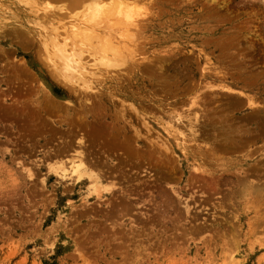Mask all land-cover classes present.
Masks as SVG:
<instances>
[{"label": "rangeland", "instance_id": "374dc122", "mask_svg": "<svg viewBox=\"0 0 264 264\" xmlns=\"http://www.w3.org/2000/svg\"><path fill=\"white\" fill-rule=\"evenodd\" d=\"M50 2L0 0V264H264V165L254 188L236 179L264 164V0H138L145 67L128 74L126 110L164 137L160 122L199 95L194 108L212 124L203 145L218 154L209 161L215 175L193 180L176 162L173 172L147 151L138 157L114 144L113 133L124 130L120 104L90 111L84 97L71 101L32 37L34 21L73 20L82 9L56 2L62 6L51 11ZM80 138L118 182L102 198L89 180L50 172V153ZM128 198L133 209L125 212L117 200ZM186 205L199 215L194 225Z\"/></svg>", "mask_w": 264, "mask_h": 264}, {"label": "bare ground", "instance_id": "6f19581e", "mask_svg": "<svg viewBox=\"0 0 264 264\" xmlns=\"http://www.w3.org/2000/svg\"><path fill=\"white\" fill-rule=\"evenodd\" d=\"M18 1L32 8L35 6L34 3L50 2V0ZM51 2L54 4L61 2L60 4L63 5L71 4L73 5L72 7L75 6V9L76 7L82 9L81 13L76 14L78 17L73 20H63L61 19L63 17H60V20L50 18L34 21L39 26V29L36 32L34 31L36 34L32 37L39 47L38 51L42 52L41 56L48 67L57 75L65 87L71 89L72 94L75 96H73L74 99L71 101L75 100L76 102L74 104L78 106L79 101L82 100L80 96H82L84 97L82 101L89 110L94 108L96 104L100 106L108 102L120 104V115L118 116L119 119L117 118V122L119 121L121 123V127L124 130L113 133L112 137L116 140L114 144L124 145L123 148L126 146L127 148L125 149L134 151V154L136 151L141 156L143 154L142 152L147 151L148 154H151L150 158H152V155L158 157L159 161L162 162L161 164L164 161L163 165L166 164L172 168L170 171L173 172L176 171V164L178 163L183 169L184 174L192 180L197 179L198 175H200L197 174L198 172L210 176L215 175V172L212 171L213 168L210 166L211 163H209V161H213L215 158L213 156L216 154H213L215 148L203 145L205 141L202 139V136L207 133L205 132L207 128L212 126V124L210 125L211 119L209 117L206 118L207 115L203 116L200 114L202 111L200 112L197 108H194L200 103L199 95L193 96L194 98H192L187 110L176 112L170 115L168 120L160 122L167 132V136L163 135L164 137H161L160 134L154 137L151 128L145 122L139 127L133 122L128 110H126V97L128 95L127 93L131 91L132 85L130 83L132 82L131 78H133H130L128 74L132 69H135L137 72V70L145 67L139 55H137L139 53L137 48L145 45L142 44L143 37L138 38L143 26V22L140 19L142 15L138 7V0H51ZM51 2L48 3L50 4L48 8L51 6ZM1 6L2 4L0 3ZM57 6L58 4L53 6L54 8L50 7L51 11L52 9H57ZM1 11L3 10L0 8V14ZM38 11L36 13L39 17ZM54 12L53 15L56 16L57 14H54ZM70 16L72 15L70 14ZM145 21L148 22L147 20ZM0 25H3L2 20H0ZM34 32H30L29 34H33ZM210 59H206L207 63H204L203 70L210 68V66L207 67ZM221 86L232 94H246L243 90L227 84ZM202 118H204L203 121ZM171 140L175 144L171 145L169 143ZM86 148L87 145L84 139L80 138L77 143L70 142L66 147L59 148L54 153H50L47 157V159L53 161L49 165L50 172L56 174L59 179L73 181L74 184H84L86 180H89L96 192H99V197L102 198L104 192L108 190L114 191L113 189L118 185V182L111 178L112 174L110 172L109 174L106 171H102L103 168L101 169V166L98 165L99 163L96 164L92 158L90 159L88 157ZM175 162L176 164H174ZM216 162L219 165L220 162ZM247 163L251 164L252 162L248 161ZM260 163L259 161L257 164L254 163L255 165L252 167L254 171L251 173L250 170L252 171L253 169H246L247 171L242 170L244 171L243 176L236 177V179L238 178L237 183L243 184L246 188H254L256 184L253 174L255 171H258L257 169L259 167L264 165ZM219 177L217 176V178ZM161 179L163 180V178ZM140 185L142 186V183ZM140 185L137 187H140ZM123 189L122 187L118 188V190H122L123 194L130 196V193L126 194L125 189ZM182 198L184 201V197ZM130 199L128 198L125 201L117 200L119 203L118 206L126 208L125 212H130L128 210L133 209V203ZM112 205L116 206L113 203ZM122 207H119V210ZM186 208V212L190 217V219L188 218L189 222L194 225V221L199 220V215L197 213L193 214L194 210L191 207L189 208L187 206ZM203 224L205 225L206 222ZM196 229L197 231H203L206 227H196L193 230Z\"/></svg>", "mask_w": 264, "mask_h": 264}]
</instances>
